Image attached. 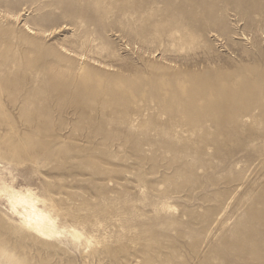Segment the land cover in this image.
<instances>
[{"label":"rangeland","instance_id":"374dc122","mask_svg":"<svg viewBox=\"0 0 264 264\" xmlns=\"http://www.w3.org/2000/svg\"><path fill=\"white\" fill-rule=\"evenodd\" d=\"M6 187L0 264H264V0H0Z\"/></svg>","mask_w":264,"mask_h":264},{"label":"bare ground","instance_id":"6f19581e","mask_svg":"<svg viewBox=\"0 0 264 264\" xmlns=\"http://www.w3.org/2000/svg\"><path fill=\"white\" fill-rule=\"evenodd\" d=\"M0 193L8 196V199L13 207H23L24 213L21 214L23 226L34 232L37 236H39V238H52L60 234L57 232L56 223L50 215L37 208V200H35L31 192L23 194L6 187L4 191L0 190ZM71 232H73V235L77 240L80 238V234L76 233L75 230Z\"/></svg>","mask_w":264,"mask_h":264}]
</instances>
